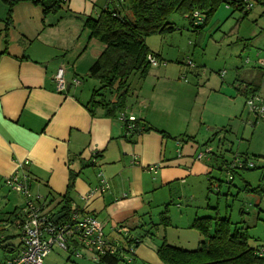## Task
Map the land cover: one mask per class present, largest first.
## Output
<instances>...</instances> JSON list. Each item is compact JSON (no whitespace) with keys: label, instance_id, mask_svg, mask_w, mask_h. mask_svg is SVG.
<instances>
[{"label":"crops","instance_id":"obj_1","mask_svg":"<svg viewBox=\"0 0 264 264\" xmlns=\"http://www.w3.org/2000/svg\"><path fill=\"white\" fill-rule=\"evenodd\" d=\"M115 2L67 0L60 7L64 12L60 13L58 9L45 15L36 11L38 7L34 3L29 7L27 1H23L14 6L16 14L17 8L22 6L21 20L13 16L12 30H8L6 38L2 35L3 28L0 29V51L5 50L0 55V182L5 186L6 179L15 171L22 173L29 189L33 187L34 195L41 197L51 215L61 212L64 202L56 203L66 194L69 210L75 207L94 215L102 223L108 240L120 243L126 233L139 235L141 242L132 252L139 264H164L156 253L163 240L186 249L195 248L201 240L198 233H193L194 246L167 240V231L158 221L164 205L172 202H164L170 195L169 189L190 176L209 177L213 169L210 160L215 158H195L196 137L180 128V122L187 118L177 119L174 106L169 105L179 100H191L190 90L194 89L193 93L197 94L200 89L207 88L208 82L200 87L199 78L191 76L187 79V72L181 74L183 81L179 77L175 81L174 76L166 75L171 73L170 63L163 61L151 65L156 69L151 70L150 66L141 81L142 88L151 82V89L145 94L142 90L139 92V95H146L142 96L140 109L127 103L124 112L143 119L148 127L162 133L149 129L130 136L119 120L120 112L107 116L100 106L90 112L88 101L93 89L90 93L85 84L81 85V81L74 84L73 80L88 72L104 45H94L95 51L87 52L89 43L93 44L95 40L89 39V31L83 28V22L87 16H97L102 8ZM30 8L33 11L28 15ZM72 58L74 60L70 61ZM187 65L196 76L206 73V70L203 74L197 72L192 63ZM58 67L64 71V88L61 90L57 89L54 80ZM174 68L178 74L181 72L180 65ZM262 70V67L253 66L242 75L235 74L230 85L223 86L220 81L214 86L217 89H213L226 98H234L230 95L234 92L242 95L246 107L244 89L249 83H258L260 91V83L264 80V76L260 78V74H264ZM174 84L186 88L178 91L179 98ZM168 107L171 109L167 110ZM152 166L154 169L149 168ZM99 175L108 181L109 188L85 199L88 191L98 184ZM23 204L13 207L12 215L0 229V243H11V238L16 237L17 242L12 245L18 244L20 218L17 219V213ZM175 204L180 210V204ZM152 207L158 211L156 219ZM62 213L60 218L65 214ZM195 216L213 215H199L194 210L184 224L173 222L170 216V226L175 230L189 228ZM160 227L164 234L159 235ZM156 237L158 243L153 241ZM11 249L0 255V264L9 259L16 248Z\"/></svg>","mask_w":264,"mask_h":264},{"label":"rangeland","instance_id":"obj_2","mask_svg":"<svg viewBox=\"0 0 264 264\" xmlns=\"http://www.w3.org/2000/svg\"><path fill=\"white\" fill-rule=\"evenodd\" d=\"M246 1V8L249 9L247 14L240 9L233 10L226 3H221L208 17L203 27L189 24L185 15L173 12L169 22L173 23L176 29L165 35H149L145 38V42L150 52H160L159 56L155 57L156 61L170 63L171 73L167 72L166 75L174 76L175 81L177 77L182 80L181 74L187 72V79L191 76L199 78L200 87L208 82L207 88L200 89L197 94L193 93L194 89L190 90L189 93L193 94L191 100L185 99L184 102L179 100L169 105L174 106L177 119L187 118L180 122V128L188 134L195 135L198 143L196 154L202 152L205 157H215L210 160L213 169L209 177L190 176L170 187V195H167L164 201H172L168 205L169 217L171 216L175 223L184 224L189 220L191 212L196 210L199 215L217 214L229 217L232 222L242 221L241 225L248 227L249 244L254 246L264 242V191L258 194L249 190L252 186H260L264 189V114L255 119L256 115L249 113L243 106L242 95L234 92L230 94L234 98H226L224 94L216 93L217 91L213 89H217L214 86L220 81L223 86L230 85L235 74L242 75L246 69H251L253 66L261 67L259 61H264V0ZM27 3L26 5L31 7L32 2L27 1ZM35 6L38 7L36 11H42L39 4ZM21 7L17 8L19 10L17 14L14 13L15 9L13 10V16L18 20H21L23 13ZM32 11L30 8L28 15H31ZM59 12H64V9L61 8ZM5 13L6 6L0 1V29L4 26ZM2 35L4 38V30ZM0 37H2L1 31ZM94 45L102 47V44L95 40L93 44L89 43L87 52L95 51ZM73 60L74 58L70 61ZM189 61L197 72L203 74L206 70L205 75H194L190 71L192 68L187 65ZM178 65L181 66L179 74L174 68ZM153 69L156 67L151 66V70ZM262 69L264 72V67ZM78 76L81 85L85 84L84 87L90 88V93L92 89L98 88L97 80L89 77L87 71ZM194 78L192 80L196 82ZM204 80V84H201ZM143 81H138L136 76L129 77L130 90L127 103L137 110L140 109L142 96H146L143 94L151 89V82L142 88ZM152 81L154 83L155 79L153 78ZM261 82L259 94L264 98V80ZM141 90L143 94L139 95ZM174 90L177 91L176 96L179 98L178 91H185L186 88H178L174 84ZM102 92L107 99L114 97V94L108 90ZM224 92L231 93L230 90ZM170 107L167 110L171 109ZM207 148H210V152H206ZM244 154L256 167L255 169H237L232 174L230 171L220 169L222 164L225 166L231 163L236 155L239 156L238 158H243ZM30 194L33 196L35 194L33 187L30 189ZM24 199V195L14 192L0 182V229H3L5 221L12 215L13 207L16 204L21 205ZM175 203L180 204V210ZM214 206H217V209ZM157 212L156 208L152 207L154 219L158 217ZM164 230L167 231V240L170 242L176 244L182 241L183 244H189L187 246L195 244L193 233L197 231L191 227L175 230L169 226ZM164 230L160 227L159 235L164 234ZM11 240V243L17 242L16 237ZM153 241L159 242L157 237ZM68 253V250L54 247L44 261L46 264H91L85 260L86 258L68 259ZM3 254L0 248V255ZM129 257L131 258L129 261L121 259L118 264H139L135 255L126 256Z\"/></svg>","mask_w":264,"mask_h":264},{"label":"trees","instance_id":"obj_3","mask_svg":"<svg viewBox=\"0 0 264 264\" xmlns=\"http://www.w3.org/2000/svg\"><path fill=\"white\" fill-rule=\"evenodd\" d=\"M0 1L6 6L3 20L4 37L6 38L8 30L13 25V8L18 3L31 1L34 4H39L43 15H45L49 12H57L67 0ZM110 1L112 2V0ZM115 3L112 6L102 8L97 16H87L83 22V28L89 31V39H95L104 45L88 69V76L96 79L99 84L98 88L93 89L88 101L89 111L91 112L95 107L100 106L107 116H115L126 109L130 90L129 77L136 76L137 80L141 81L147 76L151 66L147 54L150 53L154 57L159 55L150 52L145 38L153 34L165 35L173 32L176 27L169 22L171 13L179 12L186 16L189 24L203 27L207 23L208 17L221 3H226L231 8L240 9L245 14L248 10L246 8L247 2L244 3L242 0H116ZM194 11L201 15V20L198 23H195L192 17ZM3 52L5 50L0 51V55ZM263 76V73L260 74V78ZM259 86L258 83L247 84L244 89V96L246 99L250 95L259 96L264 107V98L258 93ZM103 90L113 93V99L105 98ZM247 111L249 112L248 108ZM254 114L256 119L258 116L262 117L264 111L262 115ZM121 123L125 133L130 136L149 129L162 133V131L151 126L148 127L141 118H136L129 127L127 120H123ZM238 157L235 156L231 163L225 164V166L222 164L220 169L230 171L232 174L237 169L252 170L256 168L252 162L247 160L246 155L243 158ZM249 190L258 194L264 191L260 186H252ZM61 202L64 203L60 213L64 211L67 214L69 207L66 194H63L56 204ZM169 204H165L159 213L158 224L164 228L171 225L168 215ZM17 215V219L21 217L20 212ZM239 223L241 224L242 221ZM239 223L232 222L227 216L217 214L195 216L190 227L201 236L198 245L193 249H186L168 244L166 240H163L156 249L157 256L164 264H264V257H258L255 254L256 245L251 246L249 244L248 227L239 225ZM140 242L141 237L139 235L130 236L126 233L120 243L123 247L128 244L136 247ZM17 246L18 244L12 245L10 242L4 243L2 241L0 243V248L4 252H11V247L16 248ZM67 256L71 259L70 254ZM120 260L118 255L106 254L101 256L96 264H117Z\"/></svg>","mask_w":264,"mask_h":264},{"label":"built area","instance_id":"obj_4","mask_svg":"<svg viewBox=\"0 0 264 264\" xmlns=\"http://www.w3.org/2000/svg\"><path fill=\"white\" fill-rule=\"evenodd\" d=\"M194 22L201 20V15L194 11L192 13ZM147 59L151 65H157V61L152 54H147ZM191 64V62H188ZM264 67V61L259 62ZM57 89L64 88V71L58 67L54 75ZM74 84H79L80 80L74 78ZM246 106L249 112L263 114V101L257 95H250L246 99ZM121 121L127 120V126L136 119L130 113L119 114ZM207 148L206 152H209ZM205 156L199 152L196 159L200 160ZM154 169V166L149 167ZM6 185L16 193L24 195V204L20 210V222L18 229V246L11 254L10 258L1 264H46L44 259L48 253L57 247L60 250H68L71 257L75 259L87 258L96 263L101 256L106 254L118 255L121 259L132 254L133 245L121 246V243L108 240L103 232L102 223L91 213L80 208H71L59 220L53 221L52 215L46 211V205L38 195H31L28 182L22 173L15 171L13 175L6 179ZM109 188L108 181L99 175V182L91 188L86 198H90L95 193H102ZM255 254L264 257V242L255 247Z\"/></svg>","mask_w":264,"mask_h":264},{"label":"water","instance_id":"obj_5","mask_svg":"<svg viewBox=\"0 0 264 264\" xmlns=\"http://www.w3.org/2000/svg\"><path fill=\"white\" fill-rule=\"evenodd\" d=\"M63 215V213H58L56 215L53 216V221H56L58 218H60V216Z\"/></svg>","mask_w":264,"mask_h":264}]
</instances>
